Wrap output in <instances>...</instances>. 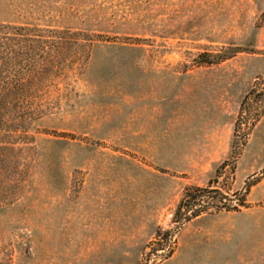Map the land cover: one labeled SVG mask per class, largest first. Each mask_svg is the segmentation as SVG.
<instances>
[{
	"label": "rangeland",
	"instance_id": "obj_1",
	"mask_svg": "<svg viewBox=\"0 0 264 264\" xmlns=\"http://www.w3.org/2000/svg\"><path fill=\"white\" fill-rule=\"evenodd\" d=\"M0 23L70 30L33 83L22 53L0 264H264V0H0ZM210 186L247 208L179 228L186 189Z\"/></svg>",
	"mask_w": 264,
	"mask_h": 264
},
{
	"label": "trees",
	"instance_id": "obj_2",
	"mask_svg": "<svg viewBox=\"0 0 264 264\" xmlns=\"http://www.w3.org/2000/svg\"><path fill=\"white\" fill-rule=\"evenodd\" d=\"M70 36V30H51L42 29L38 26H16L0 23V168H17L14 159L11 160L10 154L17 150L15 142L21 137H29L28 123L30 120L19 118L22 105H29L31 92H26L19 87V73L23 50L27 47L33 48L34 53L39 52L41 61H38L34 72L29 76L33 83L35 78H41L51 68H53L46 52L47 44H55L58 55L62 50V42H65ZM25 51V50H24ZM240 49L232 48L221 54L211 56L209 54L201 55L202 65H214L225 62L240 53ZM28 54L29 51H26ZM26 54V55H27ZM19 113V114H18ZM236 136L233 142V150L237 145ZM234 160L237 159L233 156ZM235 162V161H234ZM229 164L225 163L220 167V171L225 170ZM248 191L235 193L233 195L225 194L218 187L200 188L189 187L186 189L184 197L180 201L173 222L180 228L185 223L207 214L214 213H232L241 212L247 208ZM239 198V199H237ZM170 232H165L168 236ZM158 235H162L159 231Z\"/></svg>",
	"mask_w": 264,
	"mask_h": 264
}]
</instances>
